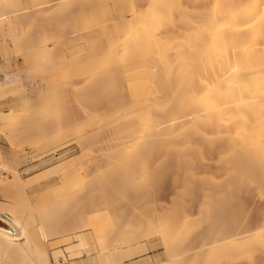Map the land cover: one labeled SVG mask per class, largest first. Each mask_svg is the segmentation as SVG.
Returning <instances> with one entry per match:
<instances>
[{
	"label": "bare ground",
	"instance_id": "obj_1",
	"mask_svg": "<svg viewBox=\"0 0 264 264\" xmlns=\"http://www.w3.org/2000/svg\"><path fill=\"white\" fill-rule=\"evenodd\" d=\"M128 1H120L118 9L132 11V24L123 32L114 28L106 40L108 51L105 47L89 45V50L83 47L67 55L83 61L80 72L85 78L84 84L92 82L95 86L86 92H83L86 86L77 87V100L84 109L104 105L98 119L93 118L94 113L86 115L88 120L93 119L88 124L102 128L121 120L129 126L130 131L120 134L119 141L110 146L109 165L115 166L118 177L121 174V178H128L135 169L134 158L142 150H145V163L158 160L164 153L167 157L177 154L188 165L194 162L192 159L188 162V158L203 150L201 144L198 150L194 145L207 139L211 145L223 148L221 155L226 156L223 158L234 156L235 159H229L233 164L228 177L248 181L247 188L264 198V0H144L143 10L137 0ZM183 15H189L186 22L180 19ZM105 17V9L94 10L83 35L91 32L93 22L103 23ZM1 19H6L5 15H0ZM159 26L163 31L155 33L160 28L154 27ZM88 38L83 36L82 42ZM31 54V65L25 67L27 75L5 73L0 80V100L19 98L18 105L0 112V131L2 125L17 132L22 123L26 125L27 119H30L27 123L31 119L43 122L54 119L57 114L60 86L49 82L28 90L25 87L53 59L52 50L45 45ZM124 84L128 95H124ZM34 92L39 102L35 106L30 95ZM29 110L31 113L27 114ZM112 112L115 113L111 115ZM33 122L34 126L28 124L32 128L25 127L34 130V134L43 130L37 145L51 140L45 154L65 151L75 142L83 148L81 156L78 155L87 161H59L41 170L44 178L56 174H62L63 178L59 184L41 191V196L34 201L38 194H28V190L39 183V178L23 179L21 162H8L0 153V195L7 198L0 200V216L12 226V230L0 228V264H125L127 258L143 256L149 250L148 241L141 242V237L146 240L152 236L165 245L168 255L172 254L173 244L179 238L178 227L170 220L151 228L153 232L138 230V233L144 232L141 239L134 230L123 232L126 238L119 233L117 238L122 236L119 240L114 239L117 232L113 229L102 230L100 234L96 207L100 187L105 184L99 183L108 179L106 174L102 177L98 172L101 165L95 163L94 137L84 138L82 131L77 130L73 139L58 144L65 137V131L72 127L63 126L56 131L53 127L60 125L51 127L46 121L43 125L51 128L45 132L40 123L42 128L36 132L39 124L36 122L35 127ZM23 126L21 130L25 133ZM223 126L227 127L224 131L220 130ZM65 127L69 129L63 132ZM51 129L49 137L47 132ZM208 134L212 137L207 138ZM110 166L108 173L115 170ZM111 181L108 184L114 189L117 183ZM184 188L185 192L189 189L188 182L183 183L182 192ZM221 192L209 187L203 197L211 208L223 203L224 211L235 190L229 186L224 191L227 196ZM88 210L89 215L86 212L84 219L83 211ZM75 214L79 216L78 223H74ZM188 220L182 230L192 228V220ZM108 232L112 235L107 238ZM128 234L132 238H127ZM56 236L62 237V242L74 241L67 247V253L50 248L49 241ZM239 236L215 241L208 248V257L223 260L225 255H231L241 261L252 260L256 249L264 250V225L254 234ZM144 261L149 263L150 259H140L137 263L144 264Z\"/></svg>",
	"mask_w": 264,
	"mask_h": 264
},
{
	"label": "rangeland",
	"instance_id": "obj_2",
	"mask_svg": "<svg viewBox=\"0 0 264 264\" xmlns=\"http://www.w3.org/2000/svg\"><path fill=\"white\" fill-rule=\"evenodd\" d=\"M120 1L124 0H0V15L6 17V19L0 20V80L5 73L27 75L25 67L31 65V53L45 45L49 46L53 53V59L40 75L26 82L25 87L28 90L49 82L61 87V102L57 114L54 119L50 118L52 121L50 119L46 120L47 122L51 121L48 122V126L56 127L60 125L58 128L53 127L56 131L59 127H61V130L63 126L72 127L71 132L70 130L65 131V137L60 139L57 142L58 144L73 139L80 130L84 138L94 137L95 142H97L93 141L94 145L92 144L95 151L94 155H97L94 157H97V161L94 160L96 164L100 162L101 170L98 172L103 175L102 177L107 175L106 178L108 179V181H105L104 178H101L104 181L99 183V185L105 184L106 188L98 186L100 187V194L97 193L99 195L97 197L96 222L101 228L99 232L113 229L111 231L115 230L117 234L114 233V236H116L111 237L115 239L119 233L123 234L125 232L124 234H127L130 230L137 232L138 230L145 229L147 231L149 229L152 231L151 228H155L156 225L164 223L166 220L176 224L179 240L174 242L175 247L171 255H168L166 247L161 241H155L154 236H152L153 233H151L152 237L145 240L141 237L143 236L141 233L144 232L138 233V231L137 238L141 237V242L148 241L146 243L150 245V248L143 256L127 258L125 264H138V260L146 258L150 259V262L144 261V264H157L158 262L159 264H264V250L259 248L254 251L252 260L244 259L241 261L231 255H225L223 260H217L209 258L207 255V251L221 237L248 236L260 231L264 225V198L247 188L248 181L228 177L232 172L233 163L230 161L232 156H228L230 160L223 158L226 156L221 155L223 148L218 144L211 145L207 139L204 141L202 139L194 147L198 150V146L201 144L203 150L191 156L189 154L191 158L189 157L187 161L194 162L188 165L183 162L182 157L179 155L174 154L167 157L164 153H161V158L158 160L145 163V150H142L134 158V171L128 178L124 177L126 181L120 177L121 174H118L119 177L117 176L115 166L111 167L113 164L109 165L111 161V151H108L110 146L119 141L120 134L130 131L129 126L121 120L113 121L107 127L103 126L104 128L97 127L93 123L88 124L93 119L88 120L86 115L94 113L93 118L98 119L102 115L104 105H90L88 106L90 109H84L80 101L77 100V87L86 86L83 91L86 92L87 90H94L95 86L92 82L84 84L85 78L80 72L83 61L67 55L69 52L83 47H87L85 50H89L91 46L105 47V51H108L106 40L110 37V33L115 27L121 32L128 29L134 17L132 11L118 9ZM130 1L135 2V0ZM143 1L137 0L141 10L145 7ZM102 8L106 10L104 22L99 24L93 22L91 32L83 35L84 27L91 21L92 12L94 10L101 11ZM180 19L186 22L189 15L180 16ZM154 28H160L155 33L163 31L162 26ZM83 36H88V40L82 42L81 38ZM30 95L34 99L33 106H35L39 103L36 92ZM124 95H128L127 84H124ZM18 104L19 98L16 96L2 99L0 100V112L10 110L12 106ZM30 110L27 111V114L31 113ZM114 113L112 112L111 115ZM27 121L30 122V119H27ZM27 121H25L27 126L28 124L33 125V121H35V127L39 124L38 128L34 127L35 130L38 129L39 131L40 123L43 125L46 122L45 120V122H41L36 119H31V123H27ZM23 125L22 123L19 126L17 132H11L1 125L6 132L4 130L3 132L2 129L0 131V153L8 162H21L19 169L23 179L39 178V183L28 190V194H38L34 197V201H36L39 195L42 194L41 191L50 185L59 184L63 178L62 174L44 178L40 174L41 170L57 164L59 161L80 160L81 163H85L87 159L84 158L85 161L81 159L80 153L83 152V148L78 144L76 145L75 142L65 151L56 154L46 153V155V150L51 146H49V143L51 144L50 138L49 141L46 139V142L37 145L38 142H41L38 140L41 139L43 130L40 132L41 135L38 134V130L34 134V130L31 129L32 132L29 130L34 125L32 127L28 126L29 129L25 127L26 125ZM22 126L25 128L27 135H24V131L22 132ZM43 126L45 132L52 127L49 128L46 124ZM69 127L67 128L69 129ZM73 127L77 129L74 130ZM68 129L65 127L63 132ZM226 129V126L220 128L223 131ZM18 130L22 134L18 133ZM49 131L47 132L48 135L51 134L52 129ZM12 134H19V136H11ZM47 134H44V136H47ZM37 136H40V138L38 139ZM51 136L49 135V137ZM210 137L212 135L208 134L207 138ZM42 138L44 139V137ZM31 142H34L33 144L36 146ZM85 150L84 153L86 154L88 150ZM109 166L115 169L113 172V169L110 168L111 174L108 173L109 170L107 172ZM108 174L110 177H108ZM109 180H112V184L113 182L117 183L114 189L112 185L108 184ZM184 182H188L189 189L186 192L185 188L184 192L181 191ZM229 186H232L235 193L233 199L227 202L230 203L227 209L223 211V203L215 204L214 208H211L203 197L204 191L212 187L222 191L220 194L223 196H227L224 191ZM0 200H7V198L0 195ZM87 209L84 208V210ZM89 210L83 211L85 213L82 214L84 219L87 215L86 212L89 215ZM76 214H78V211ZM76 214L74 223L79 222V216ZM201 216L204 218L200 219ZM187 220L193 225L189 231L186 227L182 230ZM62 225H64V222ZM63 227L65 228V226ZM108 233L107 238L108 235H112L110 232ZM124 234L123 237H119L126 238ZM131 235L134 237L133 233ZM131 235L128 234L127 238L129 236L132 238ZM148 235L150 236L149 233ZM61 238L59 236L53 237L49 241V245H52L50 248L52 250L55 248L60 249L67 253V247L74 241L62 242L63 239L60 241ZM111 239L113 240V238ZM56 242H59L57 246Z\"/></svg>",
	"mask_w": 264,
	"mask_h": 264
},
{
	"label": "water",
	"instance_id": "obj_3",
	"mask_svg": "<svg viewBox=\"0 0 264 264\" xmlns=\"http://www.w3.org/2000/svg\"><path fill=\"white\" fill-rule=\"evenodd\" d=\"M0 228L12 230L10 223L2 216H0Z\"/></svg>",
	"mask_w": 264,
	"mask_h": 264
},
{
	"label": "crops",
	"instance_id": "obj_4",
	"mask_svg": "<svg viewBox=\"0 0 264 264\" xmlns=\"http://www.w3.org/2000/svg\"><path fill=\"white\" fill-rule=\"evenodd\" d=\"M4 217V216H3Z\"/></svg>",
	"mask_w": 264,
	"mask_h": 264
}]
</instances>
